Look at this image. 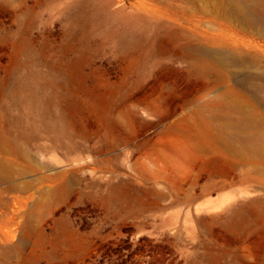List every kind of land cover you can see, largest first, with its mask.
Returning <instances> with one entry per match:
<instances>
[{
    "label": "rangeland",
    "instance_id": "rangeland-1",
    "mask_svg": "<svg viewBox=\"0 0 264 264\" xmlns=\"http://www.w3.org/2000/svg\"><path fill=\"white\" fill-rule=\"evenodd\" d=\"M239 18L231 0H0V264H264V133L218 130L245 123L224 92L249 95L251 127L264 105L230 60L227 82L197 66L262 43Z\"/></svg>",
    "mask_w": 264,
    "mask_h": 264
},
{
    "label": "bare ground",
    "instance_id": "bare-ground-1",
    "mask_svg": "<svg viewBox=\"0 0 264 264\" xmlns=\"http://www.w3.org/2000/svg\"><path fill=\"white\" fill-rule=\"evenodd\" d=\"M231 4L235 15L240 17L239 20L244 25V30L247 32L254 30V34L258 35L262 43L243 42L246 45L243 50H241L242 48L238 49V47L226 48L216 62L209 61L201 56L198 59L197 66L199 71L213 74L216 81L227 82L230 79V75L227 72V65L230 64V60L234 67L245 70L243 77L238 82L251 89L253 95L257 96L264 105V0H231ZM227 62L229 63L227 64ZM77 66V63H72L66 67L65 74L69 80L68 83L80 84V73ZM223 94L226 97H220L221 114L230 118L231 112L236 111L238 116L235 121H245V123L237 126H231L230 123L219 124L218 130L220 132H227L232 134V136L243 134L260 135L264 133L263 127H251L254 123L253 118H251L253 110H248L241 104V98L248 99V94L239 90L226 91ZM15 175L14 172L7 168L5 162L0 161V182L15 177ZM44 195L45 193L42 192L41 196Z\"/></svg>",
    "mask_w": 264,
    "mask_h": 264
}]
</instances>
